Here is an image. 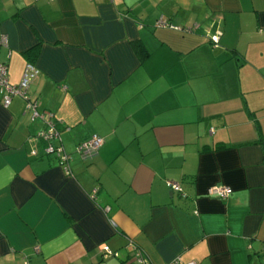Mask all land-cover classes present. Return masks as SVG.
Instances as JSON below:
<instances>
[{
  "label": "crops",
  "instance_id": "crops-1",
  "mask_svg": "<svg viewBox=\"0 0 264 264\" xmlns=\"http://www.w3.org/2000/svg\"><path fill=\"white\" fill-rule=\"evenodd\" d=\"M0 31L39 69L0 94V264H264V0H0Z\"/></svg>",
  "mask_w": 264,
  "mask_h": 264
},
{
  "label": "built area",
  "instance_id": "built-area-1",
  "mask_svg": "<svg viewBox=\"0 0 264 264\" xmlns=\"http://www.w3.org/2000/svg\"><path fill=\"white\" fill-rule=\"evenodd\" d=\"M165 23L166 22H164L162 19L157 21L158 25H165ZM212 39L214 41H217L218 34L212 35ZM6 42H7L6 34L0 31V46ZM38 73H39V69L36 68L34 65L30 64V62H28L20 82L17 84H13L9 81L7 77L6 66L0 60V94L3 105L8 106L14 96L26 97V90L29 86V83L38 75ZM27 106L32 112V120L46 119L47 117L46 114L39 113L35 107V104L32 101L29 100L27 102ZM38 137L46 141V145L44 149L46 153L55 152L62 158L63 162L67 161V156L63 154L62 152L63 149L61 148V146L59 144L53 143L55 140H58V132L57 129L54 127L53 123H48L44 129L40 130L38 133ZM102 142H103V138L101 136L97 134H93L86 140L82 141L78 145L77 150L83 155L92 154L93 152L97 151V149L101 146ZM168 184L172 190L182 192V188L179 183L169 182ZM207 193L226 196L227 194L230 193V189L224 186L211 187L208 189ZM100 248L102 250L101 253L104 257L116 255L115 252L111 251L107 247L101 246ZM134 248L137 255V259H139L140 261V256H142V252L139 249L137 250L136 247ZM169 264H179V262L175 260ZM185 264H193V263H185Z\"/></svg>",
  "mask_w": 264,
  "mask_h": 264
},
{
  "label": "trees",
  "instance_id": "trees-1",
  "mask_svg": "<svg viewBox=\"0 0 264 264\" xmlns=\"http://www.w3.org/2000/svg\"><path fill=\"white\" fill-rule=\"evenodd\" d=\"M138 46V45H137Z\"/></svg>",
  "mask_w": 264,
  "mask_h": 264
}]
</instances>
